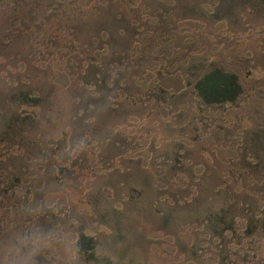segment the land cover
<instances>
[{"label":"rangeland","instance_id":"obj_1","mask_svg":"<svg viewBox=\"0 0 264 264\" xmlns=\"http://www.w3.org/2000/svg\"><path fill=\"white\" fill-rule=\"evenodd\" d=\"M263 24L264 0H0V264H264V191L244 187ZM227 52L254 69L248 110L185 106L183 81L158 98Z\"/></svg>","mask_w":264,"mask_h":264},{"label":"flooded vegetation","instance_id":"obj_2","mask_svg":"<svg viewBox=\"0 0 264 264\" xmlns=\"http://www.w3.org/2000/svg\"><path fill=\"white\" fill-rule=\"evenodd\" d=\"M216 14V18L212 20V24H218V22L222 21V16H218ZM218 16V17H217ZM254 26V25H252ZM263 34L264 37V24L256 26L255 30H257ZM248 45L252 48L256 47V44L259 43L260 46L258 48H262L260 60L258 62V68L261 75H259L258 80L264 82V38L260 40H255L254 44H250L247 41ZM198 48V47H197ZM174 49V48H172ZM195 53V49L192 50ZM193 52L185 54V56H179V60H185L190 56ZM210 56V55H209ZM177 71L179 74L175 73L169 74L168 79L170 83L160 84L159 89V99H164L165 97H175L176 91L171 90V87L179 82L183 81V84L187 90L185 92V99L183 104L185 106H189L190 108H196L198 111L203 113L221 111V112H231L242 109L243 107L248 110L249 100L252 96V92L257 87V79L252 77L254 73V69L249 64V60L239 57V55H234L233 53H222L220 60L218 58L206 57L202 60H199L194 65L188 68V78L185 79L182 75L185 72L183 69H179ZM154 92V90H152ZM22 97L25 101L38 102L40 99L38 97H34L30 95V93H22ZM262 104L260 106L263 108L264 114V96L262 99ZM244 122L249 126L251 123V119L249 116L244 117ZM249 141L248 139V152H258L263 151V154L258 153V160L252 164L254 165V174L251 175L249 171H246V176L249 181L245 180L244 187L246 190L250 191L254 187L253 184H249L248 182L253 181L256 185L257 182H261L260 186H258L257 190L264 191V124L259 129L258 133H256ZM251 142V143H249ZM256 151V152H257ZM62 172V169L60 170ZM245 176V177H246ZM250 177V178H249ZM19 181V179H18ZM67 197V195H66ZM68 198V197H67ZM66 198V199H67ZM2 202V200H1ZM262 202L264 203V196L262 197ZM261 225H264V222H261ZM260 225V224H259ZM260 225V226H261ZM257 227V224L247 221V229L246 235H251L253 233V229ZM264 231V229H263ZM77 244L80 249L79 252L86 254L87 260L97 259L96 255V243L95 239L92 235H89L85 232L80 233L78 235ZM109 263V261H107Z\"/></svg>","mask_w":264,"mask_h":264}]
</instances>
